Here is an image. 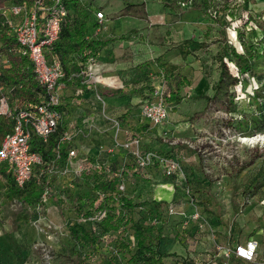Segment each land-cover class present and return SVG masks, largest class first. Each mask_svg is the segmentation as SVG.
Masks as SVG:
<instances>
[{
  "label": "rangeland",
  "instance_id": "374dc122",
  "mask_svg": "<svg viewBox=\"0 0 264 264\" xmlns=\"http://www.w3.org/2000/svg\"><path fill=\"white\" fill-rule=\"evenodd\" d=\"M80 1L93 5V11L114 3V0ZM122 3L123 9L104 13L100 19L103 30L111 28V20L124 15L139 21L134 24L138 28L115 41L113 48L121 49L122 56L111 61L119 64L122 58L127 62L121 71L129 87L126 109L131 114L129 122L137 119L145 123L148 120L143 118L141 105L162 100L167 115L157 125L149 122L142 127L143 132H138L139 150L141 155L153 152L158 157H170L177 168L168 176L164 165L155 159L140 166L132 147L115 144L136 138L124 120L119 115L106 118L111 142L99 152L111 156L118 167L107 171L96 168L92 172L113 181L117 191L96 188L88 192L90 185L81 182L76 189L71 182L69 188L79 191L84 199H92L93 212L90 217L77 215L70 197L63 194L56 202L64 211V219L53 223L48 212L55 205L46 202L52 200L47 190L54 183L58 188L62 186L55 173L44 176L42 195L46 199L35 193L30 202L10 196L7 182L0 178V264H106L107 258L124 263L135 244L132 225L136 214L121 209L119 195L137 204L147 205L145 202L150 200L162 203L155 224L161 228L162 238L174 239L181 250L164 252V264L205 263L204 253L209 250L210 258L216 262L233 259L234 264H255L235 259L231 252L236 245L253 237L259 240L264 253V139L248 140L254 134H264V55L256 59L257 66L241 82L232 86L224 75L216 94L213 87L219 77L221 59L227 62L229 73L235 74L229 63L233 58L230 46L245 55H253V48L259 52L263 49L259 24L264 21V0H122ZM147 4L156 10L149 13ZM98 54L77 61L80 68L75 78L79 87L88 84L94 91L102 82L97 76H107L96 65L101 64ZM172 94L177 99H171ZM253 95L257 96L258 107ZM70 110L67 116L76 115L75 107ZM61 120L62 117L58 125L64 124ZM63 124L59 129L70 135L69 142L73 145L70 149L76 150L73 139L77 134L74 137L73 133L77 126L68 128ZM75 156L76 151L70 155L68 167ZM149 168L156 174L149 171L150 176H146ZM163 184L173 187L172 193L168 190L170 198L162 196L166 191ZM107 213L119 214L121 224L118 229L101 233L102 227L97 224ZM92 216L97 218L93 220ZM66 222L88 224L99 237L97 243L80 247L69 236ZM220 250L224 252L218 254Z\"/></svg>",
  "mask_w": 264,
  "mask_h": 264
},
{
  "label": "trees",
  "instance_id": "16d2710c",
  "mask_svg": "<svg viewBox=\"0 0 264 264\" xmlns=\"http://www.w3.org/2000/svg\"><path fill=\"white\" fill-rule=\"evenodd\" d=\"M43 1L46 4L50 2V0ZM62 1L67 9V15L61 23L57 40L46 49V56L48 59L55 58L59 60L63 68L65 76L62 81L64 85L60 88V91H63V89L66 88V82L68 80L75 78L77 76L76 74H79L78 69L80 66L77 64V61H85L106 42V40L89 39L86 37L87 34H90L86 33V26L88 24L87 22H91L92 19L89 16L90 10L93 9L92 7H90L91 9L88 8L87 5L83 4L80 0ZM33 2L34 0H0V97H4L7 100L12 113H15V111L23 107L25 104H36L41 102L45 96V91L36 80L32 63L27 56L21 55L19 52L14 37V28L8 26L6 18L1 11L12 5L25 4L29 7ZM128 6L125 8L127 9ZM96 12L94 18L95 20H99L96 16ZM11 18L14 23H17L20 19L19 16ZM39 18L42 19V16H39ZM259 26L262 33L263 49L259 52L256 48H253V55H245L244 53L236 52L234 47L230 46V54L233 58L230 59L229 63L235 68V74L229 73L227 62L221 59L219 63V77L213 87L215 91L214 94H216L218 89L222 86L224 75H227L231 80L230 84L233 86L241 82L244 75L252 73L257 66L255 63L256 59H259L264 55V21L260 23ZM252 59H255V61H252ZM80 87L79 94L88 98L90 91H92L88 88L89 85L82 84ZM115 93L116 91L110 92V94ZM170 96L173 100L177 99L174 94ZM199 97L208 98L207 95H201ZM60 98H62V93ZM253 100L258 107L256 95H253ZM60 104L58 107H60ZM129 115H131L130 111H124L119 114V117L122 121L124 120V125L132 133V136L139 138V134L143 132L142 127L148 125L149 121L142 123L137 119H132L133 122H129ZM60 125L57 124L56 129L48 136L46 141H43L35 134L32 135L30 140L31 150L40 155L41 163L34 166L33 174L29 181H27L22 187L17 186L14 182L12 171L9 169L7 163L0 164V178L4 179V182H7V193L10 196L30 202L35 196V193H41L42 196V193L45 191L43 187L45 182L44 176L49 172H53L59 177L62 186L59 187V189L54 183L50 188L48 187L47 195L49 194L52 200L46 203H57L56 200H58V197H62L63 194H66L70 197L69 202L74 208L75 213L77 215L81 214L82 216L88 217L93 212L92 206L94 202L92 203V199H84L76 189H78L79 184H82L81 182H83L82 185L87 186L88 184L91 186L88 189V192H93L96 188L100 190L114 189L116 192L117 190L112 186L113 181H106L103 179V174H97L96 172L93 173L92 170L102 168L103 171H107L113 167H118V165L116 164V161H113L111 156L100 151L95 155L88 156L84 159L80 167H78V164L74 161H72L70 167H68V159L70 158L69 151L73 145L69 142L71 139L69 141L62 140L65 130L62 128L60 130ZM11 127L12 118L9 116H0V134L9 132ZM138 132L140 133L138 134ZM77 179L79 182H76ZM179 181H181V179ZM71 182L74 183L76 189L67 186L69 183L71 184ZM88 194L90 195V193ZM117 199L123 211L127 214H130L131 212H135L136 214L132 225L135 244L131 254L127 257L124 263H116L113 262V259L107 258L106 264H164L163 258L165 257V253L158 250L159 240L163 237V234H161V228L155 224L160 218L159 207L162 203L150 200L145 202L147 205L142 203L137 204L132 202L130 198L121 195H119ZM120 224L121 219L119 214L115 215L107 213L97 225L102 227V233L109 229H118ZM66 227L69 231V236L74 239L76 244L80 247L94 246L97 243L99 237L95 235V232H92L89 229L90 227L88 224H71L70 222H66ZM249 239H253L257 242L253 259L245 260L236 257L234 254L233 257L248 263L264 264L263 248L261 247L259 240L253 237ZM248 240H246V242Z\"/></svg>",
  "mask_w": 264,
  "mask_h": 264
},
{
  "label": "built area",
  "instance_id": "2783aa9c",
  "mask_svg": "<svg viewBox=\"0 0 264 264\" xmlns=\"http://www.w3.org/2000/svg\"><path fill=\"white\" fill-rule=\"evenodd\" d=\"M8 26L14 28V37L21 55L28 57L33 66V71L38 84L44 89L45 96L36 104H25L12 113L7 100L0 97V116L12 118V127L9 132L0 134V164L7 163L12 171L14 182L22 187L31 179L35 165L41 163L40 155L31 150L30 140L35 134L43 141L54 132L60 120L61 114L58 105L61 102L60 88L64 85L65 76L61 63L57 59H48L46 49L58 38L63 19L67 15V9L62 0H50L48 4L43 0H34L31 6L25 4L12 5L2 9ZM19 16V21L14 23L11 17ZM42 16V19L39 18ZM96 16H104L102 11H97ZM143 118L151 124L157 125L166 117L167 110L162 100L145 101L141 105ZM112 120V119H111ZM70 135L63 134L62 140L69 141ZM120 147H132L133 154L138 157L140 166H146L152 159L162 163L165 173L171 175L175 172L177 164L174 159L158 157L149 152L141 155L139 139L133 138L118 143ZM69 151V156L74 154ZM44 200L45 196L42 195ZM172 212V209H170ZM102 215L100 214L98 218ZM198 214L194 215L197 218ZM90 217V216H88ZM93 220L97 217H91ZM257 247V242L249 239L244 244L237 245L231 253L236 257L251 260Z\"/></svg>",
  "mask_w": 264,
  "mask_h": 264
},
{
  "label": "crops",
  "instance_id": "0c3cea01",
  "mask_svg": "<svg viewBox=\"0 0 264 264\" xmlns=\"http://www.w3.org/2000/svg\"><path fill=\"white\" fill-rule=\"evenodd\" d=\"M112 2V1H111ZM88 8L93 5L86 4ZM152 6V7H151ZM122 0H114V3H106L101 7L97 8V11H101L105 13V15L119 11L123 9ZM147 11L150 13L151 11H155L153 5H146ZM91 9V8H90ZM96 11L89 12V16L92 18L91 22L88 21L86 26L87 38L89 39H100L106 40L105 43L101 47H99L94 53H99L97 59L101 64H96L98 67L102 68V71L107 76H97V80H101L99 86L94 91H90L88 98L84 97L82 94H79L80 88L77 84L79 82L78 79L72 78L68 80L66 83V88L62 93L61 104L58 107V110L61 114L62 120L64 122V127H70L71 125L77 126V131H75L73 139L76 156L74 162L77 163L78 167L81 166L84 159L88 156H93L99 152V150L108 145L111 142V130L107 125L106 118H112L113 116L119 115L122 112L126 111L127 105L130 100L129 96V87H127L128 82L127 78L122 73L121 68H125L127 66L126 60H122L120 58L119 64L115 62L112 64L113 59H117L118 55L121 54V49L113 48V44H116L115 41L118 37H121L125 33H128L129 30H132L136 27L137 20H134L128 15H124L117 20H111L110 26L111 28L103 30L101 25L103 22L99 20H95L94 15ZM110 19V18H109ZM105 31V32H104ZM104 32V33H103ZM127 41V40H126ZM93 53V54H94ZM123 53V52H122ZM122 56V54H121ZM79 73V72H78ZM79 75V74H76ZM117 77L113 78V77ZM107 88H113V90H109ZM131 90V89H130ZM116 91L115 94H110V92ZM135 96L139 97L135 94ZM79 105V106H77ZM75 107L76 115L72 117L67 116L71 109ZM66 113V114H65ZM104 116V117H103ZM86 126V127H85ZM73 159V158H72ZM76 166V165H75ZM152 172L156 174L154 170L150 168L147 171L146 176H150L148 172ZM180 180V178H179ZM165 185L166 191L162 192L167 198H170V192L172 193L173 187L170 184ZM169 190V191H168ZM174 191V190H173ZM50 205H55L53 209L48 212V218L53 220V223L61 222L64 219V211L57 206L55 202H49ZM56 221V222H55ZM160 251L161 252H169V250L174 252H181L179 246H177L174 242V239L171 238H161ZM234 248V247H233ZM223 249V248H222ZM218 254H222L224 251L220 250ZM206 256V262L201 264H234L236 261L233 259L225 261L224 259L218 260L217 262L210 257H212V253L209 250L204 253ZM204 256V258H205ZM222 256V255H221ZM234 258V257H233ZM240 260V259H238ZM234 261V262H233ZM243 261V260H240ZM245 262V261H243ZM257 264V263H255Z\"/></svg>",
  "mask_w": 264,
  "mask_h": 264
},
{
  "label": "bare ground",
  "instance_id": "6f19581e",
  "mask_svg": "<svg viewBox=\"0 0 264 264\" xmlns=\"http://www.w3.org/2000/svg\"><path fill=\"white\" fill-rule=\"evenodd\" d=\"M262 138L263 137V139H264V134H257V135H255V136H252V137H250L248 140L250 141V140H254L255 138ZM243 140V139H242Z\"/></svg>",
  "mask_w": 264,
  "mask_h": 264
}]
</instances>
